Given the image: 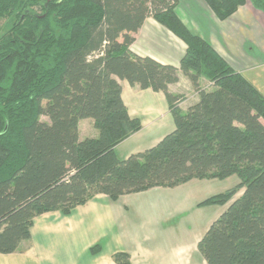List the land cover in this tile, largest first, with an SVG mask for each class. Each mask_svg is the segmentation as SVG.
I'll list each match as a JSON object with an SVG mask.
<instances>
[{
  "label": "trees",
  "instance_id": "obj_1",
  "mask_svg": "<svg viewBox=\"0 0 264 264\" xmlns=\"http://www.w3.org/2000/svg\"><path fill=\"white\" fill-rule=\"evenodd\" d=\"M203 1L224 21L247 0ZM249 1L264 13V0ZM175 8L176 0H0L1 255L30 239L36 217L67 215L95 196L234 176L233 187L200 203L226 208L198 253L204 264H264V95ZM149 17L185 44L177 67L131 51ZM179 72L198 97L185 111L183 97L168 92ZM118 80L164 93L174 122L158 143L124 159L115 148L141 123ZM84 119L95 135L80 138ZM113 259L131 264L125 253Z\"/></svg>",
  "mask_w": 264,
  "mask_h": 264
},
{
  "label": "crops",
  "instance_id": "obj_2",
  "mask_svg": "<svg viewBox=\"0 0 264 264\" xmlns=\"http://www.w3.org/2000/svg\"><path fill=\"white\" fill-rule=\"evenodd\" d=\"M175 11L192 32L209 42L233 70L242 73L264 95L263 12L253 8L249 0L224 21L217 20L203 0H176ZM132 37L134 41L130 49L133 53L151 57L162 64L177 67L185 53V44L151 17L143 22ZM118 82L128 114L140 121L141 129L119 144L115 152L142 133L144 128L145 133L171 132L173 118L156 122L158 110L170 114L164 93L142 90L138 85L130 86L125 81ZM199 83L204 87L201 81ZM168 92L185 95L179 105L182 111L198 98L188 78L180 72L178 82L169 85ZM134 102L143 103V111L148 116L144 123L135 110ZM138 152L142 151H135ZM159 189L123 195L116 200L98 195L67 215L60 212L40 215L33 221L30 239L22 242L15 253L0 254V264H116L113 259L116 253L127 254L131 264L157 263V259L166 252L163 247L166 242L159 248L156 240L153 243L151 232H145L148 227L146 223H149L148 217H145V193ZM126 199H136L137 202H125ZM118 200H123L127 205L118 208L115 205ZM134 201L142 203L132 205ZM129 212H132V217L128 216ZM200 239L197 236L193 241L196 250ZM179 254L181 258L183 252ZM199 264H204V261L199 260Z\"/></svg>",
  "mask_w": 264,
  "mask_h": 264
},
{
  "label": "rangeland",
  "instance_id": "obj_3",
  "mask_svg": "<svg viewBox=\"0 0 264 264\" xmlns=\"http://www.w3.org/2000/svg\"><path fill=\"white\" fill-rule=\"evenodd\" d=\"M2 23L3 19L0 20V27ZM3 31H0V34ZM200 81L205 88L209 87L205 79L202 78ZM178 96L184 98L185 95ZM134 103L135 110L138 111L144 123L145 117L148 118V116H145L143 111V103ZM155 115H157L156 122H165L172 118L168 112L162 113L160 110ZM40 120L47 121L45 117H41ZM90 122H92L91 119L81 120L79 125L80 138L92 136L94 132L96 133V130ZM166 133H145L144 128L142 133L127 143H124L116 150V157L118 159H124L131 153H135V151H144L145 146L152 147ZM126 153L129 154L126 155ZM235 183H237V179L234 176L223 181L193 180L191 183L183 184L172 189L161 188L158 191L151 190L146 192L145 217H148L149 223H146L148 227L145 229V232H151L153 243L156 240L159 243V248L163 245V242H166L163 246L166 252L154 264H196V262L199 264V260L203 262L200 254L193 246V241H195V237H202L204 235L211 223L224 211L226 206L200 205V203L213 195L226 191L228 188L233 187ZM128 200L136 201V199H126L125 202ZM135 201L132 205L142 203H136L137 201ZM125 202L118 200L115 205L118 208H124V205H127ZM112 204L114 205L113 202ZM128 216L132 217V212H129ZM182 252L183 255L180 258L179 253ZM153 255L156 256L155 254Z\"/></svg>",
  "mask_w": 264,
  "mask_h": 264
}]
</instances>
